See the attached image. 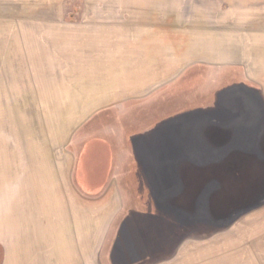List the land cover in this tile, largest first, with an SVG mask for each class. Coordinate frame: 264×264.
<instances>
[{"label":"rangeland","instance_id":"374dc122","mask_svg":"<svg viewBox=\"0 0 264 264\" xmlns=\"http://www.w3.org/2000/svg\"><path fill=\"white\" fill-rule=\"evenodd\" d=\"M131 24L159 27L166 35L181 36L184 63L186 57L195 52L197 62L189 57L190 62L183 65L188 66L183 67L181 79L168 80L167 85L171 86L166 87L159 99H151L154 102H150L143 113H133V108L140 107H128V104L123 114L113 109L100 113L80 112L93 100L78 95L79 86L84 84L79 80L85 75L81 70L84 66L71 64L69 56L56 58V54L61 48L68 51L82 45L83 34L92 28H128ZM62 33L74 42L53 46L51 39L62 40ZM44 38L53 57L46 59L42 69L35 63L33 53L39 50L37 46ZM84 44L78 55L80 60L90 51ZM88 56L91 60L93 55ZM263 67L264 0H0V264H5L7 258L4 244L7 247L14 240L22 248L18 249L22 264H61L60 257L47 249L46 234L42 232L44 223L53 220L57 211L52 206L59 202L66 204L68 200V195L59 187L56 172L64 163L72 166L73 159L83 150L84 141L91 142L103 135L109 137V144L112 143L109 147L115 154L134 153L132 136L146 130L145 124L151 122L158 109L166 121L161 145L156 146L150 138L153 131L134 139L133 145L141 161L135 163L132 156V162H125L130 171L146 170V167L151 175L162 168L169 175L174 171L180 151L183 157L190 152L186 157L191 155L192 159L182 163L183 173L195 163L207 166L210 162H220L230 149L236 150L230 147L261 153L264 89L256 80V72H261ZM85 92L81 89L82 94ZM100 148V145L93 147L92 154H101ZM159 150L161 159L158 161ZM236 161L243 180L237 181L239 174L231 178L230 173L227 177V169L218 170L217 175L224 172L225 176H211L215 185L205 192L202 191L207 186L200 189V183L194 180L198 170L192 176L187 175L191 180L189 186L184 179L187 176L181 173L176 183L173 178L165 177L166 192H154V186V193L125 192L127 199L133 200L135 211L150 212L153 205V213L162 223L146 224L142 219L140 228L136 225L135 242L125 241L127 247L123 250L117 249L119 244L112 239L111 230L104 233L100 247L97 242L96 256L93 259L87 256L86 264H173L181 259L182 264H187L183 260L186 256L188 259L197 250L199 254L206 251L209 236L216 233L217 236L221 233L241 236L250 230L248 226L254 230L259 228L258 243L262 248L255 250L250 238L242 235L239 241L243 248L234 250L233 262L264 264V203L235 215L226 227L216 225L233 212L217 208L221 190L214 192L211 198L210 192L223 183L226 189L231 186L233 191H240L246 186L245 179H253L250 174L256 169L255 160L238 157ZM41 164H47L52 170L54 180L52 189L49 187L50 192L43 197L32 192L29 186L36 177L34 171L41 168ZM150 178L157 181L153 175ZM169 190L179 191L175 201L172 198L169 201L172 197ZM100 195L95 193L90 197L94 200ZM157 196L165 199L162 203L165 207L156 204L154 197ZM230 196L226 195V201ZM45 201L49 205L42 208ZM65 210L67 212V208ZM69 215L73 217L71 208ZM212 218H215L213 225ZM31 234L36 244L30 252L24 247ZM181 243L176 261L168 263ZM202 257L204 261L205 255ZM90 259L94 263L89 262Z\"/></svg>","mask_w":264,"mask_h":264},{"label":"crops","instance_id":"0c3cea01","mask_svg":"<svg viewBox=\"0 0 264 264\" xmlns=\"http://www.w3.org/2000/svg\"><path fill=\"white\" fill-rule=\"evenodd\" d=\"M159 30V27L153 29L152 26H134V24H131L128 28L99 26L83 34L82 45L75 46L68 51L61 48L59 54H56V58L59 55H61L60 57L65 56V58L69 56L71 64L84 66L81 70H83L82 73L85 75L79 77V80L84 81V84L82 87L79 86L80 92L78 95L88 96L93 100L90 104H87V109H84V111L82 109L80 112L94 111V113H100L113 109L119 114H123L127 111V107L124 106L128 104V107L130 105H134L133 107L136 108L140 107V109L133 108V111L131 108L130 110L133 113H143L144 109L150 105V102L159 99L166 87L171 86L167 85L168 80L176 82L181 79L183 67L188 66L183 65L190 62L189 57L195 60L193 62H197L198 55L195 52L196 54L193 53V55L187 56V60L184 63L183 55L185 54L183 53L181 36L177 35L174 37L170 33L166 35L165 31L160 32ZM68 36L62 33V40H56L55 38L57 37H54L51 39V43H53V46H58V43L66 41L73 43L74 40H67ZM77 42L79 43V38ZM83 44L90 51H84L87 57L80 60L78 55H80ZM37 47L39 52L33 53L35 55V63L40 64L43 69L46 59L50 56L53 57V54L50 53L49 49L51 48H49L45 38L40 40ZM87 53L93 55L91 60ZM256 74L258 78L256 80L260 82L259 85L264 89V67L261 72L257 71ZM81 89L86 92L82 94ZM157 112L151 122L149 121L145 124L146 130L140 126L139 128L143 130L132 136L131 146L134 153L115 154L113 149L111 150L109 147L110 144L112 145V143L109 144V137L103 135L97 137L94 141L91 140V142L89 140L84 141L83 150L80 152L81 154H78L73 159L74 163L72 166L70 167V165L68 166L64 163L61 165L60 170L56 172L59 187L63 188L62 192L68 195V203L59 202L57 206H52V209L57 211L54 212L53 220L47 219L49 222L44 223L42 232L46 234L47 249H51L54 255L60 257L61 264H86V257L93 259L96 256L95 248L98 246L97 242H100V247L104 238H102V235L110 230L114 233L113 238H111L119 244L117 249L123 250L124 246L127 247L125 241L128 244L132 241L135 242L134 234L137 232L136 225L139 227V222L145 220L146 224L156 222L158 225V223H162L160 218L153 213V205L150 212L135 211L133 209L135 208L133 200H128L125 192H139L140 194L163 193L166 192V187L163 186L165 177H171L170 180L173 178L176 183L181 173L184 176L193 175L192 165H189L190 170L186 171L187 173L181 171L182 163L192 160L191 155L186 157L190 152L183 157L181 151L178 152V157H176L177 163L174 165V171L169 175H166L162 168L154 170L151 175H149L146 167V170L137 169L136 171H130L129 168L127 169V163L125 165V162H129L133 158L135 163L141 161L136 153V146L133 145L136 143L134 139L153 131L152 137L149 135L150 138L154 139L155 142L153 141V143L156 146L161 145L162 128L166 121L165 116L160 114V109ZM177 143L174 142V144ZM192 143L197 144L198 142L193 141ZM209 143L212 144L211 141ZM98 145L102 148H100L101 154H92V151H94L93 147H98ZM160 152L161 150H159L157 155L158 161L161 159ZM40 167L34 171L36 177L33 175L34 178L31 179L29 186L32 192H37L39 193L38 196L43 197L52 189L54 180L51 178L52 170L47 167V164L46 166L41 164ZM152 175L157 181L154 180L153 182V179L150 178ZM152 186L155 188L154 192ZM49 187L51 188L50 190H48ZM130 187L134 188L130 189ZM168 192L172 193L169 201H171V198L175 201L179 191L169 190ZM95 193L102 196L100 195V198L93 197L94 200H92L90 196ZM159 198L160 196L154 197V201L159 207H165L162 205L165 199L161 198L160 200ZM47 205L49 204L45 201L41 207L44 208ZM70 208L73 211L72 218L69 215ZM33 226L32 224L31 233L34 231ZM140 226L141 228L144 227ZM247 229L250 230H246L245 234L253 242L252 248L255 250L261 249L262 247L258 243L259 239H261L258 238L260 234L258 232L259 228L255 229L256 232L252 227L248 226ZM245 234L241 233V236ZM219 235L217 236L216 233L208 237L209 241L205 246L206 251H203L204 253L199 254V251L195 248V251H197L188 259L186 256L183 260L187 264H228L229 261L233 262L232 258L236 254L234 250L243 248L242 241H239L242 240V237L239 236L240 234H235L234 236L232 234V237L225 233ZM28 240L29 243L28 245L26 244L24 250L31 252L36 244L34 242L35 236L31 234ZM187 240L186 238L185 242ZM15 242L16 240L9 243L7 247L4 244L7 256L5 264H22L21 254L18 252V249L22 248H19ZM122 242L124 244L121 245ZM238 243L239 246H237ZM133 245L135 247V244ZM181 246L182 243L176 246L173 256L168 259V263L176 261ZM204 255L206 258L202 261V256ZM92 259L89 262L94 263ZM181 262L182 259L173 264H182Z\"/></svg>","mask_w":264,"mask_h":264},{"label":"trees","instance_id":"16d2710c","mask_svg":"<svg viewBox=\"0 0 264 264\" xmlns=\"http://www.w3.org/2000/svg\"><path fill=\"white\" fill-rule=\"evenodd\" d=\"M262 143H263V145H262V152L261 153H259V152L255 153L252 151H244L238 147H230L233 149L236 148V150L230 149L229 153L227 152L225 154L226 158H225V156H223L219 160L220 162H217V163L216 162H214V163L210 162V163H207V166L199 165L198 163H195L194 164L195 166L194 165L192 166V174L196 170L199 171V173L195 174L194 180L196 182L200 183L199 184L200 189H202L204 186H207L205 188V190L202 191V192H205V191H207V188H209V186H211V187L213 186L214 183H212L211 181H213L214 179L211 178V176H213L215 174L217 175L218 170L227 169L226 175L228 177L229 174L231 173V178L235 177L236 175H238L240 173V171H239L240 169L236 168L237 165L235 164L237 162L236 160L238 157H240V158L245 157L246 160H252V161L255 160L256 169L250 174L251 176H253V179L252 180H246L245 179L246 186L243 187L244 189L240 188V191H237V190L233 191V187L229 186L228 189H226V186L223 183V186L218 184L221 187L217 186L210 192V198H211L213 196L214 192H218V191L220 192V190H221V193H222L221 197H220L221 202L218 204L217 208H219L220 210H223L225 212H228L229 210H231L233 212V214L230 215L229 217H224L225 218L224 222H221V223H219V221L216 222L217 226L222 227V228L226 227L229 225L230 221H232V219L235 217V215L246 212V211H248L252 208L258 207L264 203V142H262ZM247 156H249V157H247ZM225 161H226V163L224 164ZM252 174H254V175H252ZM202 176L205 178L203 179ZM217 176H218V178H221L222 176H225V174L223 172L222 175L219 173ZM238 178L239 179H237V181L243 180V177L240 174L238 175ZM184 179H185V182L187 183V186H189V182H187L189 177L187 176ZM181 182H182V179H181ZM220 183H222V182H220ZM231 184H232V182H231ZM251 186H252V188H251ZM253 188L255 190H253ZM251 189L253 191H251ZM230 192H232L233 194L235 193V195L232 196V194H230ZM251 192H253V193L251 194ZM226 195H231L230 198H228V201H226ZM252 196H254L253 197L254 201L253 200L252 201L250 200V201L254 202V203H253V205H250V201L247 202V200ZM209 205L211 206L210 201H209ZM169 206H170V204H169ZM170 208L173 209V207H171V206H170ZM233 210H235V211H233ZM182 211H183V208H182ZM211 223H212V225H213V223L215 224V218L211 219Z\"/></svg>","mask_w":264,"mask_h":264},{"label":"water","instance_id":"95a60500","mask_svg":"<svg viewBox=\"0 0 264 264\" xmlns=\"http://www.w3.org/2000/svg\"><path fill=\"white\" fill-rule=\"evenodd\" d=\"M187 182H191V180L189 179V180H187ZM189 185H190V183H189Z\"/></svg>","mask_w":264,"mask_h":264},{"label":"flooded vegetation","instance_id":"af4514ba","mask_svg":"<svg viewBox=\"0 0 264 264\" xmlns=\"http://www.w3.org/2000/svg\"><path fill=\"white\" fill-rule=\"evenodd\" d=\"M248 91H249V90H248ZM248 91H247V92H248Z\"/></svg>","mask_w":264,"mask_h":264}]
</instances>
